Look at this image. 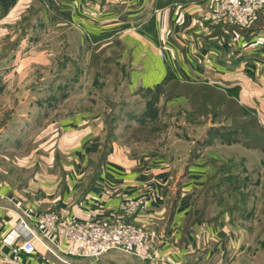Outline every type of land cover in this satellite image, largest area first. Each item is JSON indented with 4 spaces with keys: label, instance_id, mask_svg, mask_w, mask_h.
<instances>
[{
    "label": "crops",
    "instance_id": "0c3cea01",
    "mask_svg": "<svg viewBox=\"0 0 264 264\" xmlns=\"http://www.w3.org/2000/svg\"><path fill=\"white\" fill-rule=\"evenodd\" d=\"M30 1L0 0V21ZM46 2L62 12H52L55 21L69 20L70 7H77L76 17L87 37L77 41V55L85 61V91H91L98 78L110 92L119 87L127 99L114 101L113 106L104 104L101 112L91 108L62 114L51 133L30 136L29 141L37 143L27 152H7L12 151V138L5 128L0 129V264L9 251L2 238L18 225L16 204L53 212L63 222L96 219L109 223L124 218L156 235L148 250H156L154 259L114 249L95 262L66 257L69 263H61L37 244L27 258L30 264H183L189 257L222 260L229 232H214L209 220L198 219L192 210L195 190L225 159L217 160L216 152H241L240 147L243 152L260 151L224 143L219 134L193 159L186 158L175 183L177 169L167 156L161 151L149 156L133 151L115 130L106 131L104 111L108 108L112 116L116 109L118 113L113 114L122 116L121 121L129 115L155 123L164 112L186 102L183 95L191 85L205 83L221 91L238 90L239 103L254 110L264 123V9L258 15L260 23L239 28L208 19L218 0H103L94 23L79 16V2L76 6H71V0ZM60 5L65 10H58ZM13 140L18 142V138ZM143 195L150 198L148 206L123 215L120 203Z\"/></svg>",
    "mask_w": 264,
    "mask_h": 264
},
{
    "label": "rangeland",
    "instance_id": "374dc122",
    "mask_svg": "<svg viewBox=\"0 0 264 264\" xmlns=\"http://www.w3.org/2000/svg\"><path fill=\"white\" fill-rule=\"evenodd\" d=\"M61 7L57 9L65 10ZM70 8L69 20L55 21V7L46 0H31L12 17L0 21V129L5 128L12 145L16 144L7 152H27L37 143L29 141L30 136L51 133L55 128L52 124L62 114L91 108L94 110L89 111L101 112L104 104L113 106L127 99L119 87L110 92L98 78L92 82L91 91H85V61L77 55V41L87 37L76 17L77 7ZM260 12L244 28L259 22ZM79 14L88 21L84 13ZM191 86L183 95L186 102L164 112L155 123L129 115L121 121L122 116L115 118L113 114L118 113L116 109L111 116L107 108L105 129L115 130L123 143L144 156L164 153L176 166L175 183L186 158L193 159L210 138L220 134L224 143L256 146L260 152H243L241 147V152H216L217 160L225 159L195 190L192 210L198 219L209 220L207 224L214 232H229L219 257L222 260L189 257L183 264H264V123L254 110L239 103L240 93L235 88L221 91L205 83ZM30 101L36 104H28Z\"/></svg>",
    "mask_w": 264,
    "mask_h": 264
},
{
    "label": "built area",
    "instance_id": "2783aa9c",
    "mask_svg": "<svg viewBox=\"0 0 264 264\" xmlns=\"http://www.w3.org/2000/svg\"><path fill=\"white\" fill-rule=\"evenodd\" d=\"M77 2L88 22L98 20L102 0H71V6H76ZM263 7L264 0H218L208 17L214 22L244 28ZM160 53L164 56L162 50ZM149 202L148 196L129 197L119 208L128 216L147 207ZM15 212L18 225L2 238L9 251L2 255L1 264H30L27 258L36 251L37 244L61 263H69L66 257L95 262L114 249L131 252L143 259H154L156 253L155 249L151 253L148 251L154 246L156 235L124 218L109 223L96 219L63 222L53 212H37L31 205L20 207L19 204L15 205Z\"/></svg>",
    "mask_w": 264,
    "mask_h": 264
},
{
    "label": "trees",
    "instance_id": "16d2710c",
    "mask_svg": "<svg viewBox=\"0 0 264 264\" xmlns=\"http://www.w3.org/2000/svg\"><path fill=\"white\" fill-rule=\"evenodd\" d=\"M238 139V138H237ZM237 139H235V140H237ZM249 147V146H248ZM250 147H252V148H256V146H250ZM218 172V171H217Z\"/></svg>",
    "mask_w": 264,
    "mask_h": 264
}]
</instances>
